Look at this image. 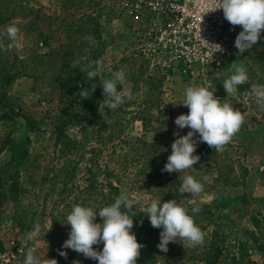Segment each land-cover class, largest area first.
<instances>
[{
    "label": "rangeland",
    "instance_id": "rangeland-1",
    "mask_svg": "<svg viewBox=\"0 0 264 264\" xmlns=\"http://www.w3.org/2000/svg\"><path fill=\"white\" fill-rule=\"evenodd\" d=\"M73 1L27 0L29 8L33 9L32 15L18 16L0 25V42L5 48L10 43L6 26H18L21 37L19 48L0 49V75L19 73L10 85H5L0 78V188L7 190L6 201L0 207V255H3L0 264H24L29 247L37 248L41 259L48 257L49 216L64 188L55 178L60 164L57 157L63 144L72 146L67 158L71 160L70 170L77 184L83 185L82 178L92 169L103 184L113 188L106 189L107 193L127 192L138 201L133 208L144 214L153 199L161 203L176 199L183 202L189 212L198 206L201 211L211 213L201 218L204 244L183 247L182 264H202V250L208 246L214 230L227 246L219 264H245L247 260L264 264V110L253 97L240 96L238 91L228 96L223 87L224 80L240 65L247 69L249 80L244 84L249 85V90L252 84L264 85V31L253 48L238 55L234 44L243 29L239 25L233 29L231 25L234 49L231 61L217 71L199 68L186 76L174 67L153 65L144 58L141 49L152 29V20L147 15H136L125 6L126 0H95L90 4L85 0L82 4H70ZM85 18L90 21L86 36L92 37V42H75L77 52L83 53L69 61L65 71H61L59 65L65 55L63 51L61 56L51 59V64L56 65L54 68L35 76L21 75L20 60L28 54L43 55L49 48L67 43L71 36L73 40L81 39L80 33L69 32L68 24L76 26ZM86 48L89 53L83 50ZM101 58L113 71L125 70L127 84L118 86V91L128 87L133 94H138L136 99L114 112L102 103L105 97L101 82L110 74L105 72L89 79L87 73L81 71L89 61ZM73 69H78L80 74L76 75ZM83 84L87 87L94 84L99 89V98L90 93V97L83 98L81 92L87 91ZM189 86H206L221 101L227 100L245 114V124L229 143L232 148L228 153L226 150L215 152L200 142L194 153L200 156V161L186 173L164 172L157 179L140 173V163L133 159L135 149L131 150L133 139L145 140L147 148L160 142L161 147H155L154 155L167 163L171 145L178 138L174 132L183 136L190 131L189 128L179 129L175 124L179 115L189 113L182 104ZM144 88L148 90L144 92ZM77 94H80L79 101L70 109L85 115L79 121L70 120L64 125L59 138L56 128L57 115L63 108L61 97L74 98ZM100 110L106 113L104 117ZM134 146L132 148H143ZM230 162L235 165L232 176L238 180L236 186L224 185L221 179L216 181L221 173L219 168H227ZM240 165L248 169L247 177H242L244 171ZM230 173L227 169L226 174ZM185 174L198 180L205 175L210 177L198 197L180 193V176ZM13 185L18 189L10 190ZM18 203L30 205L41 220L42 232L36 241L27 240L25 234L31 230L21 229L14 222L13 211ZM181 243L184 242H170L168 250ZM58 264H64V260H58ZM91 264L98 261L93 260Z\"/></svg>",
    "mask_w": 264,
    "mask_h": 264
},
{
    "label": "clouds",
    "instance_id": "clouds-1",
    "mask_svg": "<svg viewBox=\"0 0 264 264\" xmlns=\"http://www.w3.org/2000/svg\"><path fill=\"white\" fill-rule=\"evenodd\" d=\"M223 9L224 18L233 26H242V31L237 35L234 46L238 49V55H243L253 48L260 40L261 32L264 31V0H218L214 3L212 11ZM6 35L10 43L5 48L0 42V49L10 51L19 48L20 29L15 24L6 26ZM92 37L85 36L84 40L92 42ZM219 46L220 45H214ZM82 72H86L89 79H94L108 72V78L102 80V101L104 107L111 112L124 107L129 101L136 99L130 88L124 87L118 91V86L127 84L124 69L113 71L107 67L103 58L89 61L85 64ZM247 69L236 66L234 73L224 80L223 87L228 96L237 92L238 86L248 82ZM96 86L91 85V92ZM148 89L144 88L146 92ZM255 99L256 104L264 110V85L252 84L246 93ZM83 98L90 97L88 91H82ZM182 104L189 109L188 114L179 115L175 124L177 128H189L186 135L181 136L174 132L178 138L171 145L172 152L167 158V163L162 169L168 173H186L194 168L193 165L200 161L199 155H194L200 142L206 143L215 152H222L232 142L245 124V114L227 102L221 101L215 96V92L206 86H189L184 92ZM101 116L105 112L100 110ZM199 134L198 138L194 137ZM182 180L179 189L181 194H189L198 197L204 191L205 183L210 182V177L205 175L202 180L190 174L180 176ZM138 201L122 191L110 206H105L98 212L95 206L74 205L66 217V225H70L69 238L64 242L63 249H71L85 258L98 261V264H137L144 247L137 241L132 229L134 227L133 207ZM122 209H124L122 211ZM147 216L153 228L163 229L160 233V243L157 245L162 252L168 251L170 242L180 241L184 248L202 246L205 241L203 230L196 224L193 215H189V209L176 199L161 203L153 199L146 208ZM200 208L193 207L192 213H199ZM97 216L102 218V223H97ZM42 232V226L37 220L33 230L25 234L29 241H36ZM103 243L102 251L94 248V245ZM59 255L67 258V251H60ZM24 264H58L56 259H41L37 255V248L29 247ZM73 264H79L74 261Z\"/></svg>",
    "mask_w": 264,
    "mask_h": 264
},
{
    "label": "trees",
    "instance_id": "trees-1",
    "mask_svg": "<svg viewBox=\"0 0 264 264\" xmlns=\"http://www.w3.org/2000/svg\"><path fill=\"white\" fill-rule=\"evenodd\" d=\"M27 0H0V25L6 24L9 21L17 18L18 16L28 17L32 15L33 9L29 8L26 3ZM85 0H74L70 4H82ZM101 1V0H98ZM96 1V2H98ZM95 0H89L88 3H94ZM77 4V5H78ZM72 8V5L71 7ZM72 14H68V17ZM67 17V18H68ZM89 19H81L79 23L74 26L73 24H68L69 32L71 33H80L81 39L73 40L71 37L68 38V42L61 44L59 47L49 48V50L40 55L38 53L32 52L28 54L25 58L20 60V73L25 76H35L37 74H43L47 72L48 69L54 68L56 65L51 64V59L55 56H61V53L65 51V55L60 64V70L65 71L68 65V62L73 60L78 56L77 47L74 46L76 41L84 40V37L88 33L87 24H89ZM99 32L96 31V34ZM46 45V44H45ZM85 53L88 52V48L83 49ZM80 55V54H79ZM73 72L76 75H79L78 69H73ZM19 73H6L0 75V78L3 80L5 85H10L18 78ZM81 76V75H80ZM82 77V76H81ZM90 82V80H89ZM83 86L87 87V85ZM88 93L95 94L98 97L99 89H95L94 92H91V86L86 88ZM240 96H247L249 91V85L242 84L238 86L237 89ZM69 95L67 98L61 97V105L63 108L59 111L57 115V135L60 138L63 133V127L70 120L79 121L85 114H80L75 110L71 111L70 108L72 104H76L79 101L80 94H77L76 97L71 98ZM65 100V102H64ZM63 101V102H62ZM134 145L142 146L143 148H132ZM155 147H161L160 142H154L150 145V148H147L146 141L141 138L133 139L131 144V150L135 151V156H133L134 162L140 163L139 172L145 175H153V179H157L160 174L164 173L162 169L165 167L166 163L163 158H157L155 156ZM232 146L228 144L225 147L226 152L231 149ZM72 146L69 144H63L62 148L59 150V155L57 157L58 162L60 163L56 170L55 178L58 181H61L64 185L62 192L60 193L57 206L55 210L50 214V229L46 234L47 245L49 246V253L47 259H56L64 260V264H69L70 261L76 260L79 264H91L92 259L85 258L83 254H79L71 249H63L64 242L69 238L70 225H66V217L71 212V209L74 205L81 206H95V210L98 212L105 206H110L115 202V199L120 195L119 191L116 190L115 193L106 192V189L112 190L113 188L109 185L103 184L96 173L89 169L86 173V176L82 178L84 184H77L75 178L70 170L71 160H68L67 155L71 151ZM229 152V151H228ZM227 152V153H228ZM240 163V162H239ZM241 170H243V176L247 177L248 169L240 165ZM221 173L219 178L216 181L223 182L224 185H238V180L232 176V172L235 170L234 163H229L227 168H219ZM230 170V174H226V170ZM45 181V180H44ZM244 181V178H242ZM18 189L16 185H13L10 190ZM7 197V190L4 187L0 188V207L4 204ZM124 209H122L123 211ZM135 216L134 227L132 229L133 233L137 237V241L141 243L144 247L141 249L140 258L137 261V264H182V259L185 254L184 246H178L177 248L170 247V249L165 253L158 249L157 245L160 243V233L163 229L153 228L150 219L147 214L139 212L133 208ZM210 215L208 211H199V213L189 212V215H193L196 224H200L199 227L203 228L201 225V218L204 215ZM13 219L17 227L24 230H33V225L37 220L41 224V220L37 215V212L31 209L30 205L18 203L16 208L13 211ZM97 223H102V218L97 216ZM179 240V239H178ZM181 242V241H180ZM264 245V244H262ZM99 251L103 249V243L99 245H94ZM227 250L226 243L224 240L220 239L217 231L211 232V241L208 246L202 250V257L200 258L202 264H219L220 260L224 256L225 251ZM60 251H67V258L59 255ZM177 257H180L178 259ZM245 264H258L254 260H247Z\"/></svg>",
    "mask_w": 264,
    "mask_h": 264
},
{
    "label": "built area",
    "instance_id": "built-area-1",
    "mask_svg": "<svg viewBox=\"0 0 264 264\" xmlns=\"http://www.w3.org/2000/svg\"><path fill=\"white\" fill-rule=\"evenodd\" d=\"M136 15H147L152 29L142 55L153 65L174 67L188 76L194 69L217 71L232 59L231 24L218 0H126ZM220 45L214 46V45ZM3 255H0V259Z\"/></svg>",
    "mask_w": 264,
    "mask_h": 264
}]
</instances>
